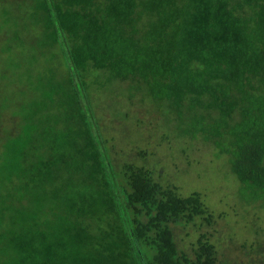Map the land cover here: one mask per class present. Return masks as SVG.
Instances as JSON below:
<instances>
[{"label": "trees", "instance_id": "obj_1", "mask_svg": "<svg viewBox=\"0 0 264 264\" xmlns=\"http://www.w3.org/2000/svg\"><path fill=\"white\" fill-rule=\"evenodd\" d=\"M2 4L0 264H219L207 234L191 252L174 235L215 221L200 192L116 168L92 87H127L179 122L178 138L227 155L242 201L264 210V0Z\"/></svg>", "mask_w": 264, "mask_h": 264}, {"label": "rangeland", "instance_id": "obj_2", "mask_svg": "<svg viewBox=\"0 0 264 264\" xmlns=\"http://www.w3.org/2000/svg\"><path fill=\"white\" fill-rule=\"evenodd\" d=\"M7 40L0 34L1 49ZM27 44L25 58H19L25 66L35 53ZM17 79L22 80L20 76ZM100 80L106 81L105 75ZM15 87L9 90L18 91ZM92 89L97 128L116 168L133 163L150 169L157 181L176 185L182 196L200 192L205 205L216 215L211 225L202 218L177 224L174 235L179 247L191 252L199 236L207 234L217 247L219 264H264V210L242 201V183L232 172L229 157L217 156L209 144L178 138L182 134L179 122L164 117L157 106L138 98L130 100L128 88L121 84ZM9 118L10 113L5 114L0 130L13 128Z\"/></svg>", "mask_w": 264, "mask_h": 264}]
</instances>
